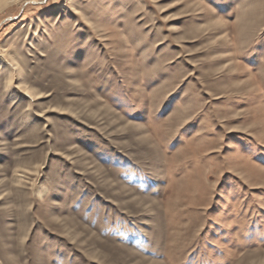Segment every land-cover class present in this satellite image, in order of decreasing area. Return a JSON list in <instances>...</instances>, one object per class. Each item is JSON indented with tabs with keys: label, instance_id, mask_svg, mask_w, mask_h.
<instances>
[{
	"label": "rangeland",
	"instance_id": "obj_1",
	"mask_svg": "<svg viewBox=\"0 0 264 264\" xmlns=\"http://www.w3.org/2000/svg\"><path fill=\"white\" fill-rule=\"evenodd\" d=\"M4 6L0 264H264V0Z\"/></svg>",
	"mask_w": 264,
	"mask_h": 264
},
{
	"label": "bare ground",
	"instance_id": "obj_2",
	"mask_svg": "<svg viewBox=\"0 0 264 264\" xmlns=\"http://www.w3.org/2000/svg\"><path fill=\"white\" fill-rule=\"evenodd\" d=\"M13 1H16V0H0V9L2 8V7H5L4 5H7V4H9V3H11V2H13ZM3 9V8H2ZM12 77V76H11ZM12 82V78L10 79V81H9V83H11ZM23 93V92H22Z\"/></svg>",
	"mask_w": 264,
	"mask_h": 264
}]
</instances>
